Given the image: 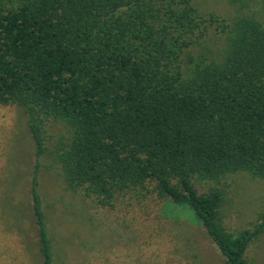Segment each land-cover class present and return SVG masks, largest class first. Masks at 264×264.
Segmentation results:
<instances>
[{
    "label": "trees",
    "instance_id": "obj_1",
    "mask_svg": "<svg viewBox=\"0 0 264 264\" xmlns=\"http://www.w3.org/2000/svg\"><path fill=\"white\" fill-rule=\"evenodd\" d=\"M212 28L227 45L222 59L185 66V51ZM0 104L29 117L43 264H55L39 187L50 120L71 135L58 153L71 190L107 205L153 183L160 199L196 213L227 264H249L264 217L228 231L223 192L199 193L194 181L238 172L264 179V23L256 17L205 16L192 0H0Z\"/></svg>",
    "mask_w": 264,
    "mask_h": 264
},
{
    "label": "rangeland",
    "instance_id": "obj_2",
    "mask_svg": "<svg viewBox=\"0 0 264 264\" xmlns=\"http://www.w3.org/2000/svg\"><path fill=\"white\" fill-rule=\"evenodd\" d=\"M192 0L205 15L228 20L254 16L264 23V0ZM246 3V7H241ZM227 45L210 29L185 51L184 65L200 57L220 61ZM24 107L0 104V264H43L30 187L36 144ZM39 187L52 238L55 264H227L196 213L187 205L160 199L154 184L131 188L103 205L95 196L71 190L59 151L71 140L64 123L45 128ZM199 193L220 189L221 220L238 234L264 217V179L248 172L220 181H194ZM249 264H264V233L248 247Z\"/></svg>",
    "mask_w": 264,
    "mask_h": 264
}]
</instances>
